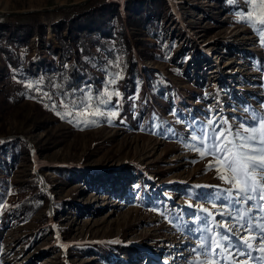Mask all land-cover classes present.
<instances>
[{
    "label": "rangeland",
    "instance_id": "374dc122",
    "mask_svg": "<svg viewBox=\"0 0 264 264\" xmlns=\"http://www.w3.org/2000/svg\"><path fill=\"white\" fill-rule=\"evenodd\" d=\"M83 1L0 0V80H30L51 55L49 45L58 49L52 23ZM161 4L162 11L146 17L154 21L153 32L124 19L141 52L132 94L147 84L145 69L159 72L149 103L130 95L133 101L109 106L117 110L115 117L107 114L109 123L99 114L104 109H77L45 93L0 96V264H188L204 259L190 253L195 236L173 217L190 206L185 220L193 218L194 209H207L219 220V213L228 210L213 194L215 187H230L220 176L231 173L226 163L191 150L184 141L186 123L204 120L209 109L213 119L218 109L233 125L250 119L245 108L264 114V44L240 22L242 10L253 11L259 20L264 4ZM7 17L33 23L38 37L21 45L23 37L4 30ZM69 112L79 126L61 118ZM92 120L95 125L84 123ZM59 169L71 173L65 176ZM23 184L47 192L43 208L26 219L15 212ZM255 236L244 234L249 241ZM237 264L255 261L238 258Z\"/></svg>",
    "mask_w": 264,
    "mask_h": 264
},
{
    "label": "trees",
    "instance_id": "16d2710c",
    "mask_svg": "<svg viewBox=\"0 0 264 264\" xmlns=\"http://www.w3.org/2000/svg\"><path fill=\"white\" fill-rule=\"evenodd\" d=\"M162 7L161 0H89L83 6H73L71 14L64 12L61 18L52 23L58 49L54 50L49 45L51 55L44 57L42 67L29 75L30 80L22 78L25 76H20V81L3 77L0 80V96L8 99L17 98L21 94L37 96L45 93L50 98H58L68 106H74L73 96L76 103H79L81 95L88 93V89H83L88 84L91 85L92 96L88 109H98L95 91L101 88L106 79H111L103 70L108 68L111 72H119V78L108 89L113 92L110 105L131 102L133 100L130 95L149 103L154 90L158 89L159 76L156 73L159 72L145 69L144 73L149 79L147 84L142 85L136 94H132L131 79L137 74L141 52L124 19L128 20L129 25L142 24L148 33L153 32L156 29L154 21L147 20L146 17L157 15ZM3 24L4 30L9 34L13 32L19 34L20 38L23 37L21 45H26L33 36L38 37L37 26L33 23H19L14 17H7ZM42 42L47 43L43 34ZM153 53L143 51L146 55ZM15 59L23 62L19 56ZM117 60L119 67H116ZM72 89L77 91L73 93ZM117 91L120 93L119 97L115 95ZM103 98L101 95L100 99ZM59 170L65 176L71 173L68 169ZM34 177L37 179L36 175ZM19 189L23 194L17 199L15 212L20 218L26 219L43 208L47 192L31 184H23ZM36 189L38 193H35Z\"/></svg>",
    "mask_w": 264,
    "mask_h": 264
},
{
    "label": "snow or ice",
    "instance_id": "6c2138e0",
    "mask_svg": "<svg viewBox=\"0 0 264 264\" xmlns=\"http://www.w3.org/2000/svg\"><path fill=\"white\" fill-rule=\"evenodd\" d=\"M226 2L236 6L238 0ZM254 2L255 0H244L245 5L249 6ZM260 3L264 4V0H260ZM241 15L240 22L252 27L264 44V16L257 20L253 11L243 10ZM116 67H119L118 60ZM103 70L111 79L102 83L101 88L95 91V96L98 110L100 107L104 109L99 113L100 116L111 123L107 114L115 117L117 110L109 109L113 92L108 89L119 78V72H111L108 68ZM83 89H88V93L81 95L79 103H76L73 96V105L77 109L91 106V85L85 84ZM83 89L80 90L82 93ZM76 91L72 89L73 93ZM101 95L103 99H100ZM115 95L119 97L120 93L117 91ZM216 111L215 119L209 109L204 120L198 122L193 119L187 122L184 141L186 144L190 142L191 150L198 152L201 158L211 156L226 163L231 176H220V179L230 187H215L213 195L221 208L228 211H221L220 219L214 221L207 209H194L193 218L185 220L183 213L185 208L190 207L185 206L176 213L173 222L178 223L185 232L194 234L195 244L190 253L196 257H204L189 260L188 264H213V261L215 264H237L238 258L253 259L255 264H264V114L245 108L250 119L233 125L218 115V109ZM56 114L61 115L60 112ZM61 118L75 122L77 126L80 124L79 120H74L71 112ZM84 123L95 125L96 120ZM208 167H213L211 162ZM225 223L229 227H224ZM248 232L256 233L252 241L244 238V234ZM216 234L219 238H216ZM254 243L256 247L253 246Z\"/></svg>",
    "mask_w": 264,
    "mask_h": 264
},
{
    "label": "water",
    "instance_id": "95a60500",
    "mask_svg": "<svg viewBox=\"0 0 264 264\" xmlns=\"http://www.w3.org/2000/svg\"><path fill=\"white\" fill-rule=\"evenodd\" d=\"M86 2H88V0L83 1V3H86ZM83 3H81V4H83ZM81 4H80V5H81ZM0 16H2V15H0ZM3 16H4V15H3ZM3 16H2V17H3Z\"/></svg>",
    "mask_w": 264,
    "mask_h": 264
}]
</instances>
